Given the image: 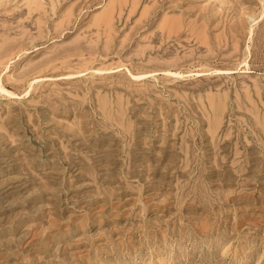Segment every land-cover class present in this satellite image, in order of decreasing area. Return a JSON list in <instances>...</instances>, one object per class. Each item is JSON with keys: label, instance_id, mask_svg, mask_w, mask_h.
<instances>
[{"label": "rangeland", "instance_id": "obj_1", "mask_svg": "<svg viewBox=\"0 0 264 264\" xmlns=\"http://www.w3.org/2000/svg\"><path fill=\"white\" fill-rule=\"evenodd\" d=\"M157 256L264 264V0H0V264Z\"/></svg>", "mask_w": 264, "mask_h": 264}, {"label": "bare ground", "instance_id": "obj_2", "mask_svg": "<svg viewBox=\"0 0 264 264\" xmlns=\"http://www.w3.org/2000/svg\"><path fill=\"white\" fill-rule=\"evenodd\" d=\"M101 20V19H100ZM169 29V26H168ZM3 90V89H2ZM5 91V90H4ZM214 97V96H213ZM211 101V100H210ZM112 104V103H111ZM216 105V104H215ZM121 107V106H120ZM213 107V106H212ZM104 108V107H103ZM164 259L161 256H157L155 259H151L152 264H162Z\"/></svg>", "mask_w": 264, "mask_h": 264}]
</instances>
